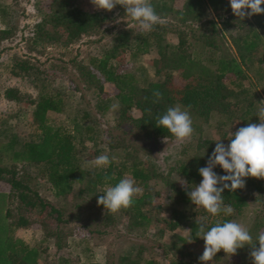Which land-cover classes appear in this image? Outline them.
<instances>
[{
	"label": "rangeland",
	"instance_id": "rangeland-1",
	"mask_svg": "<svg viewBox=\"0 0 264 264\" xmlns=\"http://www.w3.org/2000/svg\"><path fill=\"white\" fill-rule=\"evenodd\" d=\"M40 2L41 0H0V30H8L10 33L8 40L0 36V147L7 143L11 134L17 135L18 141L21 142L36 139L41 133L34 125L32 117L34 105H19L7 101L4 98L5 90L17 89L31 100H37L41 95L57 98L61 101V111L48 112L45 125L66 130L74 136L82 169H98L92 166L91 161L101 154H106L114 158L112 163L118 169L123 164L128 168L124 171L123 178L132 179L129 170L134 163L149 173L150 178L146 186L140 181L134 182L142 189V193L136 197L149 194L152 199L151 205L145 206L151 221L146 227L129 229L128 217L119 211L111 213L113 221L108 222L95 199L88 196L77 198L76 189L68 196L55 198L48 189L46 179H42V166H25L24 170L32 177L31 186L46 203L55 208H63V220L68 223L59 225L57 231L55 223L45 230L39 228V225L30 229H17L14 237L23 240L29 248L40 251L38 264H125L122 258L127 255L130 261L138 258V264L149 260L155 264H169L173 257L190 264H200L198 257L203 253L204 240L189 243L190 233L187 226L179 225L173 231L166 228L174 213H184L192 218L191 220L200 217L208 223L213 218L203 208L195 207L191 202L183 203L182 198L178 197L176 192L184 189L180 182L185 181V178L178 174V167L187 166L192 160L205 157L208 149L213 151L216 142L220 140L227 145L230 132L234 133L240 128L235 119L243 110L234 112L229 120L227 117L213 114L207 122L194 118L193 112H190L194 131L191 137L183 142H178L175 138H150L137 133L126 124L117 126L120 104L113 109L111 106L117 103V100L108 95L107 99L112 102L110 108L100 112L98 96L92 89H86L77 67L81 63L88 66L89 60L110 48L118 35L127 33L132 44L136 38L143 37L149 38L151 46L148 54L130 56L128 64H125V69L134 75L136 85L141 88L146 81H162V77L156 75L162 64L154 48L156 40L151 35L154 31L142 32L138 23L126 16L124 9L117 5L111 12L98 10L108 18V22L98 34L83 37L67 48L57 45H32L29 37L33 26L40 21ZM42 3L44 10L47 7L46 0H42ZM206 15L204 20H216L211 12ZM162 21L165 22L164 19ZM165 24L164 29L155 30L156 33L162 36L163 43L177 44L174 30L179 24L170 18L166 19ZM179 27L185 34L188 33L187 53L198 55L204 49L202 34L210 32L208 25L194 24L191 32H187L183 26ZM220 32L222 33L221 30ZM235 34V29L230 28L224 32L223 38L213 35L216 44H221L222 49H227L228 54L233 57L237 56L231 41V36ZM258 34L261 37V47L258 48L259 55L255 60L260 61L264 60V32L258 31ZM204 52L200 56L201 60L209 56ZM219 54L216 53L217 56ZM16 59L25 60L32 69L27 74L15 75ZM246 74L247 79L241 84L246 93L243 97L245 101L251 100L253 103L251 115L254 117L257 103L264 100V62L254 61ZM104 88L108 93L112 91L111 88L108 90L107 85ZM228 88L234 87L228 85ZM258 122L257 116L256 123ZM76 125L79 129L81 127L80 132L75 130ZM17 148L20 149L21 146ZM3 154L0 153L1 158ZM3 160L1 166L12 164L7 157ZM16 165L19 169L22 168L21 163ZM187 186L193 187L190 184ZM248 201V207L243 210L241 216L233 217L232 220L244 224L252 236H258L264 231V193L251 195ZM159 205L161 208L156 209ZM36 214L26 213V216L30 221H35ZM57 232L60 239L54 236ZM245 248L249 247L246 245L238 249L232 256H227L221 250L207 264H252L249 251H245Z\"/></svg>",
	"mask_w": 264,
	"mask_h": 264
},
{
	"label": "trees",
	"instance_id": "trees-1",
	"mask_svg": "<svg viewBox=\"0 0 264 264\" xmlns=\"http://www.w3.org/2000/svg\"><path fill=\"white\" fill-rule=\"evenodd\" d=\"M151 3L156 13L165 20L157 24L153 29L154 33L151 34L156 40L154 48L162 64L156 75L161 76L163 80L146 81L141 88L136 85L134 75L125 69V64H128L130 56L149 53L151 49L149 38H136L132 44L128 34L122 33L115 38L110 48L102 51L101 55L91 58L88 66L81 63L77 67L79 77L86 89H92L98 96L99 111H107L112 103L107 98L114 96L120 104L116 119L117 126L126 124L137 133L164 140H172L174 137L167 129L156 126V117L163 114L168 107L176 105L188 108L193 112L194 118L204 122H207L213 114L227 117L229 120L234 112L243 110L235 119L239 127L256 123L257 116L251 115L253 103L251 100H244L243 95L246 93L241 84L247 79V69L254 61L264 62V60H255L259 55L258 48L261 47L258 31L264 32V14L253 15L250 17L251 20L247 16L241 19L233 14L229 0H151ZM40 4V7L38 4L41 12L40 21L33 26L29 37L32 45H57L67 48L83 37L98 34L108 22L107 16L95 9L90 0H46L47 7L44 10L42 0ZM261 7L264 8V5ZM208 12L214 14L215 21L204 20ZM167 18L183 26L187 32L193 30L194 24L208 25L209 34L201 36L204 49L198 55L188 54L186 46L188 33L185 34V31L180 30L177 25V29L174 30L177 44L163 43L162 36L155 30L162 31ZM230 28H234L237 33L231 36L236 57L228 54L227 49H222L221 44L217 45L213 37L217 35L223 38L224 32ZM0 36L8 40L10 33L8 30H0ZM203 52L209 56L201 60L200 56ZM218 52L220 54L217 56ZM14 69L17 70L15 75L20 76L27 74L32 66L25 60L16 59ZM106 85L108 90L110 88V91L112 90L110 94L104 88ZM228 85L234 88L229 89ZM154 91L162 93V97L157 102H154L156 100L153 96ZM4 98L19 105L26 103L34 105L32 117L34 125L41 130V133L36 139L21 142L18 141L17 135L11 134L7 143L0 147V153H4L3 158L0 155V264H38L40 251L29 248L23 240L15 238V231L30 229L35 225L45 230L53 223L56 224L57 231L59 225L67 224L68 221L63 220V208H55L50 203H46L38 191L31 186L32 177L24 170L25 166H42V179H46L48 189L55 198L68 196L76 189L77 198L88 196L96 201L99 195L103 194L105 176L111 178L107 184L114 186L123 178V173L128 168L123 164L118 169L111 163L106 169L93 171L82 169L74 136L66 130L53 129L45 125L48 112L61 111V101L57 98L41 95L39 99L31 100L13 88L5 90ZM75 130L80 132L81 127L79 129L76 125ZM18 146L21 148L18 149ZM211 150L208 149L205 157L196 158L187 166L178 167V174L185 178L187 184L194 186L202 181L198 169L206 166ZM4 157L10 159L12 164L1 166ZM17 163H21L22 168L19 169ZM139 166L134 163L129 170L130 175L134 181H140L146 186L150 178L149 173ZM214 171L219 175L226 174L219 166ZM263 193L264 179L254 177L246 178L245 187L242 189L235 191L226 189L222 193L224 203L230 204L234 208V213L230 217H225L223 214L213 217L208 223L209 227L214 226L217 220H232L233 217L241 216L243 210L248 207V198ZM176 194L182 198L183 203L191 202L184 189L178 190ZM151 203L150 195L143 194L134 197L131 207L120 210L128 217L129 229H139L149 225L151 218L145 206L147 204L150 206ZM98 207L103 209L104 219L112 222L113 215L105 211L102 205ZM160 208V205L156 206V209ZM26 213H37L35 221H30ZM191 219L184 213H174L166 228L173 231L179 225L187 226L191 230L189 235L193 242H197L202 238L195 236L198 226L195 220ZM54 236L60 239L58 232ZM256 238L257 236H253L254 242ZM248 247L244 250L250 252V246ZM122 261L125 264L139 263L138 258L130 261L128 255L124 256ZM144 264L155 263L149 260ZM169 264L190 263L173 257Z\"/></svg>",
	"mask_w": 264,
	"mask_h": 264
},
{
	"label": "clouds",
	"instance_id": "clouds-1",
	"mask_svg": "<svg viewBox=\"0 0 264 264\" xmlns=\"http://www.w3.org/2000/svg\"><path fill=\"white\" fill-rule=\"evenodd\" d=\"M95 9L111 12L117 5L121 6L125 15L137 22L142 32L152 31L157 24L163 23L156 13L151 0H90ZM233 14L244 19L257 14H264V0H229ZM153 96L157 102L162 93L154 91ZM118 102L113 104L117 108ZM256 116L258 123H248L238 128L234 133L230 132L229 143L218 141L211 156L207 159L206 166L198 169L202 181L198 185L189 188L187 182H180L186 195L195 207L203 208L213 217L223 214L230 217L234 208L225 204L222 193L227 189L235 191L245 187L246 178L254 177L264 179V100L257 103ZM193 121L188 108L180 105L168 107L166 111L156 117V126L167 131L178 141L189 139L194 131ZM112 159L106 154L97 156L91 161L92 166L98 169H106ZM219 166L225 175L217 174L214 169ZM111 179L105 176V188L99 195L97 203L102 205L105 211L117 213L121 209H127L134 203V197L142 193L133 179L121 178L114 186L107 184ZM197 231L195 236L204 240V250L198 257L200 264H207L214 259L216 254L223 250L227 256L237 253L238 249L250 246L249 256L252 264H264V231H261L256 242L249 229L236 220H217L214 226L200 217L195 220ZM191 233V230H187ZM193 242L191 236L188 240ZM258 244V247H257Z\"/></svg>",
	"mask_w": 264,
	"mask_h": 264
}]
</instances>
